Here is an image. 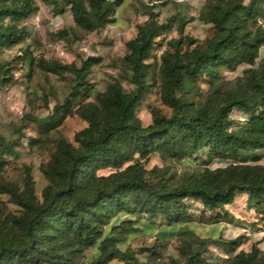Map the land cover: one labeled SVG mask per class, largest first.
<instances>
[{
  "label": "trees",
  "instance_id": "1",
  "mask_svg": "<svg viewBox=\"0 0 264 264\" xmlns=\"http://www.w3.org/2000/svg\"><path fill=\"white\" fill-rule=\"evenodd\" d=\"M52 6L54 15L69 6L75 25L83 31L103 28L114 21L116 6L122 0H40ZM165 1V0H164ZM38 9L35 0H0V49L21 43L27 31L20 25ZM264 18V0H232L217 8L213 23L215 37L206 48L194 47L174 54L164 63L163 100L171 107L169 116L155 115L152 123L142 125L136 110L145 99L147 60L160 25L146 22L136 37L127 43L124 61L131 70L133 88L125 91L112 83L101 107L91 105L84 118L88 126L75 134L76 145L63 142L61 157L45 175L49 184L43 200L36 201L29 192L7 188L12 201L22 213L0 222V264H76L88 247L96 244L98 255L89 264H105L112 259L126 260L128 251L117 243L136 231L134 219L112 221L120 213L161 215L168 225L191 220L184 199L201 201L208 209L222 208L233 202L236 191L245 192L254 201V210L264 219V165L242 164L262 157L264 151V70L250 69L255 82L253 92L239 88L214 107L206 103L185 102L180 95L190 90L201 75L218 78L222 70L236 71L240 65L254 67L264 47V31L250 34V27ZM55 35L65 38L68 30ZM29 52L23 53L24 58ZM99 59L86 57L79 67H72L75 84L68 98L54 106L45 121L34 119L40 128L58 126L71 112L78 95H88L92 84L87 72ZM259 105L263 106L260 107ZM234 106L249 113L240 129L227 126ZM208 148L210 160H227L225 168L208 170L179 186L166 182L151 183L145 177L140 160L151 154L162 158H191L201 148ZM247 152L251 156L244 157ZM11 140L0 135V173L5 157L13 155ZM101 169H113L108 175ZM210 175V176H209ZM241 175V176H240ZM249 175L252 178L244 181ZM108 227V228H107ZM206 238L199 246L180 249L182 261L170 264H213L203 254ZM239 239L223 244L230 253ZM227 264H264L260 249L239 251Z\"/></svg>",
  "mask_w": 264,
  "mask_h": 264
},
{
  "label": "rangeland",
  "instance_id": "2",
  "mask_svg": "<svg viewBox=\"0 0 264 264\" xmlns=\"http://www.w3.org/2000/svg\"><path fill=\"white\" fill-rule=\"evenodd\" d=\"M113 2L114 0H109ZM232 0H122L116 6L114 21L103 28L87 32L79 29L69 6L54 15L52 6L35 0L38 9L25 21L26 38L19 44L0 49V135L11 140L15 153L5 157L6 165L0 173V222L11 215H20L7 188L29 192L36 201L43 200V190L49 184L45 170L52 167L55 157H61V145H76L75 134L88 126L84 118L91 105L101 107L112 83L118 82L125 91L133 88L131 70L124 61L127 43L137 36L139 29L149 21L160 25L147 60L149 73L145 81L147 92L136 115L142 125L152 123L155 115L169 116L171 107L163 100L164 63L174 54H183L194 47L206 48L215 37L213 23L217 8ZM247 0H243V3ZM65 28L68 35L60 38L55 33ZM264 31V18L250 27V34ZM28 51L24 58L23 53ZM95 57L87 80L92 84L88 95H78L72 101L71 112L56 127L45 130L34 120L45 121L54 106L69 97L75 84L72 67L81 60ZM264 70V47L260 49L254 67L240 65L236 71L222 70L218 78L201 75L192 89L177 93L185 102L206 103L211 107L222 103L239 88L253 92L255 79L250 69ZM260 107H263L259 105ZM249 113L234 106L229 114V129H240ZM258 161L248 159L242 164L264 165V151ZM244 157H250L247 152ZM147 181L166 182L170 186L187 183L208 170L225 168L231 162L210 160L208 148L198 150L191 158H162L154 153L140 160ZM113 169H101L108 175ZM207 173V172H206ZM210 176V175H209ZM241 176V175H240ZM251 175L244 178L246 182ZM184 203L191 220L168 225L164 217L145 214L120 213L112 219H134L136 231L117 243L128 251L126 260L112 259L105 264H170L182 261L180 249L199 246L206 238L202 254L213 264H227L239 251L260 249L264 258V219L254 210V201L245 192L236 191L233 202L222 208L208 209L200 200L186 198ZM108 228V227H107ZM239 239L234 251L226 253L223 244ZM98 255L94 244L83 251L76 264H89Z\"/></svg>",
  "mask_w": 264,
  "mask_h": 264
}]
</instances>
